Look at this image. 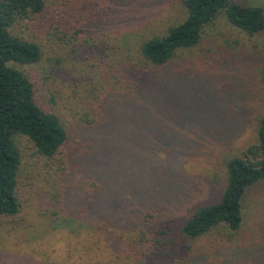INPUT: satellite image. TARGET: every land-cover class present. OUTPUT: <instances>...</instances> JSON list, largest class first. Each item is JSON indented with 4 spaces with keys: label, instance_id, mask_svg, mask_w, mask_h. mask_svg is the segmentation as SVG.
<instances>
[{
    "label": "trees",
    "instance_id": "1",
    "mask_svg": "<svg viewBox=\"0 0 264 264\" xmlns=\"http://www.w3.org/2000/svg\"><path fill=\"white\" fill-rule=\"evenodd\" d=\"M178 5L180 19L163 30L144 31L147 24L142 23L120 33L109 46L101 30L111 16L113 0H0L1 223L14 224L21 215L18 187L26 149H31L30 155L43 159L50 176L44 179L50 178L51 191L42 190L37 204L52 223L58 210L60 224L72 220L92 231L97 250L102 245L114 254L126 253L134 264H212L214 243L212 252V243H195L217 233L232 251L247 250L245 258L238 257L242 264H264V195L253 196L264 186V109L240 106L235 109L237 118L224 123L222 101L217 100V109H208L213 112L210 120L205 112L209 93L174 79L218 55L205 46L204 35L220 15L252 35L264 31V11L235 0H178ZM65 46L118 84L115 94L97 83L86 90L80 120L96 133L74 147L73 133L43 103L48 80L60 62L55 51L67 54L62 51ZM195 48L197 57H188L185 52ZM156 106L168 107L163 120L150 125L160 127L158 140L146 141L140 128V142H110L122 126L116 114ZM234 120L252 135L244 148L235 143ZM174 133L180 141L168 142L165 138ZM209 136L213 139L205 138ZM111 149L133 159L132 165L122 160L124 168L143 172H127L116 189L107 181L96 183L94 195L87 194L82 179L95 155L96 170L103 159L109 162ZM191 159L203 163L211 176L222 175L213 200L196 201L200 182L193 181L190 172L179 178ZM158 169L168 183H158ZM249 203L257 207L250 211Z\"/></svg>",
    "mask_w": 264,
    "mask_h": 264
},
{
    "label": "rangeland",
    "instance_id": "2",
    "mask_svg": "<svg viewBox=\"0 0 264 264\" xmlns=\"http://www.w3.org/2000/svg\"><path fill=\"white\" fill-rule=\"evenodd\" d=\"M235 1L248 6H259L264 11V0ZM181 15L178 0H113L111 16L101 32L108 37L105 44L111 46L114 39L119 38L120 33L126 30L144 24H147L144 31L163 30L167 24L179 20ZM204 39L205 46L211 47L218 55L212 56L206 63L194 65L187 74H180L174 79L185 87L196 86L203 93H209L210 97L207 99L210 104L205 106V112L209 115L210 120L213 117V112L208 109H212V107L217 109V104L213 102L217 100L222 101V121L224 123L231 116L237 118L235 109L240 106H249L256 110L264 109V31L252 35L245 34L229 24L223 15H220L215 22L208 26ZM62 51L68 53L63 54L60 50L55 51L60 62L48 80L51 91L47 89L48 94H46L43 103L47 109L57 113L73 133L70 140L71 147H74V144L78 145V142L92 139L96 133L94 129L88 128L80 120L82 113L86 110V90L92 83H97L106 85L108 89H111V94H115L118 84L114 78L98 74L79 54L73 55L68 46H65ZM198 52L195 48L185 53L188 54V57L195 59ZM202 99L204 100L205 97ZM167 108L156 106L151 111L143 108L122 111L120 115L116 114V118L122 121L123 127L120 124L117 125L120 126V133L115 130L114 139H111L110 142L117 143L120 138L127 142H140L142 140V136L138 135H142L140 128L143 129V137L146 141L158 140L162 131L159 126L153 129L152 125L163 120ZM195 108L200 110L199 104ZM232 122L233 125H238L235 143L240 147H246L253 141L249 129H245L237 120ZM151 123L153 124L151 125ZM213 124L215 123L213 122ZM171 136L172 138L165 139H168V142L171 140L180 141V139L174 138L175 133ZM205 138L213 139L211 136ZM30 153L31 149H26L18 187V198L22 204L21 215L17 217L14 224L0 222V264H99L104 262L134 264L133 257L126 253L114 254L108 247L102 245H100L101 249L97 250L92 243L94 233L85 229L84 226L78 225L72 220L64 221L63 225L60 224L63 219H61L62 213L58 210H56L57 220L54 219L56 224L52 223L53 220L49 218L50 216L39 207V203L37 204V198L42 190L51 191L50 178L47 181L44 179V177H50L48 176L49 172H46L43 159L37 155H30ZM110 154L109 162H104L105 159H103V163H101L106 166L101 165L97 170L95 155V162L81 183L87 194L94 195L96 183L104 185L106 181L112 189L118 188L121 179L125 178L124 175L128 176L127 172L131 171L129 168H124L122 164L127 159L132 165L133 159L116 153L115 149L114 151L111 149ZM136 158L135 161L140 162V158ZM138 167L142 168L143 166L138 165ZM136 170L132 171L138 175L143 172ZM159 170L161 169H158L157 173ZM189 172L192 174L193 181L200 182L201 190L195 196L196 201L213 200L223 181L222 175L220 177L217 173L211 176V171H207V167L198 159L188 161L185 173L181 169L179 178H182L183 174L184 178L187 177ZM156 175L158 183H168L162 173ZM159 188L163 189L161 184L157 187L158 193L161 194ZM263 195L264 186L257 187L253 193V196L259 198ZM256 207L253 203H249L250 211ZM127 237V235L123 236L126 240ZM221 238L219 234L211 233L198 239L195 244L197 246L198 242H204L208 246L212 243L209 250L212 252L214 243L217 252L212 255L210 260L212 264H242L238 257L243 258L244 256L245 258L247 250L244 252L245 254L236 253Z\"/></svg>",
    "mask_w": 264,
    "mask_h": 264
}]
</instances>
